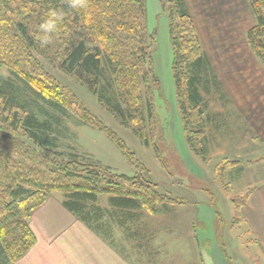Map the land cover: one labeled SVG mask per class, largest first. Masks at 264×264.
<instances>
[{"label": "trees", "instance_id": "16d2710c", "mask_svg": "<svg viewBox=\"0 0 264 264\" xmlns=\"http://www.w3.org/2000/svg\"><path fill=\"white\" fill-rule=\"evenodd\" d=\"M159 1L168 21L177 104L187 142L196 151L197 132L190 128L201 126L207 104L201 89L208 92L213 85L221 91L222 87L202 50L185 0ZM247 2L255 23L246 40L264 68V0ZM85 4L74 9L70 0H0V70L6 68L42 102L33 108L22 98L20 87L0 78V264L15 261L33 245L27 219L52 191L67 195L64 205L88 221L94 219L93 204L100 194L108 195L113 206L148 211L174 200L158 193L141 173H115L50 150L56 145L60 114L69 115L106 133L135 163L127 145L80 102L71 87L44 67L42 59L73 76L143 144L150 145L157 129L152 85L158 80L146 0H85ZM52 9L62 10L64 16L52 43L42 47L37 39L39 25ZM194 119L200 122L193 124ZM248 195L244 192L232 200L244 205Z\"/></svg>", "mask_w": 264, "mask_h": 264}, {"label": "rangeland", "instance_id": "374dc122", "mask_svg": "<svg viewBox=\"0 0 264 264\" xmlns=\"http://www.w3.org/2000/svg\"><path fill=\"white\" fill-rule=\"evenodd\" d=\"M185 3L202 50L207 54L222 89L228 95L221 97L220 90L217 91L213 85H210L208 92L201 89L207 103L202 108L201 126L193 125L200 122L194 119L196 121L192 124L193 128L188 127L197 132L193 136L198 150L194 151L187 142L184 122L178 108L171 72L172 50L168 21L159 0H146V24L148 31L154 35L153 72L158 80V84L152 85L153 112L158 122L156 121L157 129L150 145L143 144L130 129L120 124L97 101L96 96L73 76L42 59L44 67L62 83L71 87L80 102L127 145L133 153L135 163L125 157L106 133L82 124L69 115L60 114L56 145L50 150L63 157H77L78 160L95 162L115 173L127 176L141 173L154 184L153 188L158 193L174 199L156 204L154 211L142 207L145 217L139 216L134 224H126L129 228L136 229L145 223L143 227L151 226L154 229L153 223L158 224L154 217L163 215L158 210L164 205L176 208L175 213L169 214V217L172 222L179 223L187 217L186 209L190 210V206L193 207L194 204V220L201 249L207 247L208 241L201 239L203 233L200 230L202 225L205 226L212 219L213 211L214 216L216 215L213 224L218 234V240L212 242L215 253H228L224 250L226 242L222 238V232L224 220L229 218L233 221L231 236L241 232L232 243V248L234 246L238 251V244H241V249H245L247 258L244 264H264L256 254L263 253L259 246L262 240L254 238L249 232L246 235L242 233L243 225L247 223L238 209L243 204L232 200L233 197H240L248 192L244 203L246 204L253 192L251 189H255V186H262L264 193V68L246 40V32L255 23L253 13L247 0H185ZM0 78L9 85L20 87L22 98L33 108H39L42 102L27 91L21 81L6 68L0 70ZM239 167H242V172L238 178ZM244 173H247V177H244ZM254 173L258 176H251ZM58 193L62 201L68 199L67 195ZM100 195L105 197L102 201L106 204L109 196ZM100 195L95 202H98ZM253 196L249 202L252 209H255L253 213L264 212V199L259 204L256 193ZM100 202L99 200L98 203ZM206 203L211 210L205 206L202 208L201 205ZM118 218L126 219V216L118 214ZM151 218L153 222L148 221ZM163 227L164 225H160L155 228ZM121 231L120 227V239L125 233L122 234ZM178 235L179 232L175 235L171 230L163 233L154 231L151 237L133 235L136 238L135 253L142 251L138 245L148 248L150 253H175ZM244 238L246 241H243ZM186 250L190 253V246Z\"/></svg>", "mask_w": 264, "mask_h": 264}, {"label": "crops", "instance_id": "0c3cea01", "mask_svg": "<svg viewBox=\"0 0 264 264\" xmlns=\"http://www.w3.org/2000/svg\"><path fill=\"white\" fill-rule=\"evenodd\" d=\"M220 92L221 97L228 96L223 89ZM238 172L239 178L242 167H239ZM251 176L257 177L258 174L254 173ZM244 177H247V173H244ZM251 190L253 192H251L246 204L238 209L243 216L242 219L247 223L246 225L244 222L242 233L246 235L249 232L250 235H254V238L262 240L259 246L263 253L256 254L264 262V217H262L264 212L253 213L255 209H252L249 203L254 198L255 193L257 202L262 203L264 199L263 187L255 186V189L252 188ZM59 196L60 193L58 192H50L44 202L31 211L27 222L34 234L35 241L22 256L6 264H244V260L247 258V253L244 248L241 249V244H238V251L235 250L234 246L232 248V243L237 240L236 236L241 232L231 236V222L233 221L229 218L224 220L222 232V238L226 242L224 250L228 253H215L212 242L215 243L218 240V234L213 224L215 220L213 211L212 219L210 218L205 226L201 224L202 230L200 232L203 233L201 239L208 241L207 247L201 249L198 244L200 238L194 220L196 216L194 204L193 207L190 206V210L186 209L187 217L180 220L179 223L177 221L172 222L169 217V214L175 213L176 208L164 205L161 209H157L163 215L154 217L155 222L158 223H153L154 229L151 226L143 227L145 223H142L143 225L136 227V229L138 228L136 232L134 227L131 229L126 224H134L139 216L145 217L142 208H119L108 201L103 204L102 198L105 197L100 195L98 202L99 200L101 202L94 203L96 209L94 219L88 221L69 210ZM201 206L211 210L207 203ZM181 208L183 210V207ZM202 208L200 210H203ZM118 214L126 216V219H119ZM152 219H148V221L153 222ZM160 225H164V227L155 228ZM119 226L122 229L121 233L125 232L121 239L119 238ZM211 226L213 227L212 230ZM170 230L175 235L179 232L175 253H150L148 248L141 245L138 246L142 248L143 252L135 253L136 243L134 240L136 238L133 235L151 237L154 231L163 233ZM238 241L241 243V239ZM243 241L246 239L244 238ZM244 243L243 246L245 247ZM187 246H190V253L186 250ZM231 251L232 255L230 254Z\"/></svg>", "mask_w": 264, "mask_h": 264}, {"label": "clouds", "instance_id": "9594fccd", "mask_svg": "<svg viewBox=\"0 0 264 264\" xmlns=\"http://www.w3.org/2000/svg\"><path fill=\"white\" fill-rule=\"evenodd\" d=\"M70 6L74 9L85 7V0H70ZM63 16L64 12L60 9H52L47 12L46 17L39 25L41 34L37 36L42 47L52 43V37L56 33Z\"/></svg>", "mask_w": 264, "mask_h": 264}]
</instances>
